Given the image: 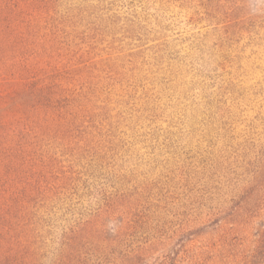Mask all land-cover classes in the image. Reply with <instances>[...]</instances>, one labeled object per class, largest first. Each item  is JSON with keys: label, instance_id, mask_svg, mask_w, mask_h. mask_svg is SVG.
Masks as SVG:
<instances>
[{"label": "rangeland", "instance_id": "rangeland-1", "mask_svg": "<svg viewBox=\"0 0 264 264\" xmlns=\"http://www.w3.org/2000/svg\"><path fill=\"white\" fill-rule=\"evenodd\" d=\"M0 264H264V0H0Z\"/></svg>", "mask_w": 264, "mask_h": 264}]
</instances>
